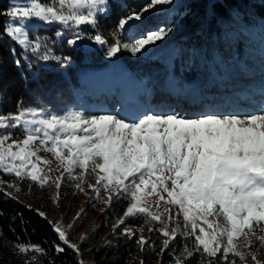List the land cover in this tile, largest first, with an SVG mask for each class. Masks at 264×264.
<instances>
[{
    "label": "snow or ice",
    "instance_id": "obj_1",
    "mask_svg": "<svg viewBox=\"0 0 264 264\" xmlns=\"http://www.w3.org/2000/svg\"><path fill=\"white\" fill-rule=\"evenodd\" d=\"M174 2L150 0L140 9L132 8L105 36L99 24L110 16L114 4L127 8L123 0H11L8 7L0 8V17L7 18L0 23V39L7 37L21 49V58L13 62L27 71L33 68L29 54L63 68L74 59L55 54L47 41L33 36L39 24H59L54 35L71 49L87 39L106 47L109 58L125 50L136 55L174 29L158 26L133 39L139 30L130 22L141 21L156 6ZM204 2H211L215 11L220 0ZM85 28L96 32L86 36ZM126 38L132 42H124ZM22 60L28 61L26 65ZM17 135L23 138H14ZM40 151L52 158L38 155ZM76 169L80 172L73 175ZM0 174V194L18 204L21 201L13 192L22 193L20 185L25 183L29 190L54 185L57 191L49 198L59 204L65 187L79 195L87 184L93 194L90 200L106 197L102 213L125 201L112 231L134 242L141 252L155 250L153 236L162 237L157 264H165L163 257L169 252L172 264H264V252L251 250L252 237L264 246V106L227 114L189 116L180 109H149L121 115L88 114L76 108L51 112L18 100L15 112L0 114ZM93 177L95 183L89 184ZM42 208L23 205L51 228L52 253L40 244L17 239L11 247L26 257L23 264H41L40 258L55 264V259L47 258L67 250L83 256L82 244L70 239L73 223L49 220ZM85 211L81 209L73 220L79 221ZM129 218H143V223L130 225ZM144 231L152 235L145 236ZM87 239L85 232L80 240ZM103 247H113L112 242L105 241ZM29 252L36 255L28 256Z\"/></svg>",
    "mask_w": 264,
    "mask_h": 264
},
{
    "label": "trees",
    "instance_id": "obj_2",
    "mask_svg": "<svg viewBox=\"0 0 264 264\" xmlns=\"http://www.w3.org/2000/svg\"><path fill=\"white\" fill-rule=\"evenodd\" d=\"M198 1L201 4L204 3V0ZM236 1L220 0L215 11H213L212 3L209 2L207 47L213 61L209 63L203 61L196 65L199 70L196 68L186 70L183 64L188 48L195 45L198 38L197 32L182 33L176 37L172 46L170 64L171 76L175 81L181 82L186 79L199 81L206 74L208 66L216 67L215 62L218 60L229 67L238 68L237 48H241L247 58L264 54V4L261 0H242L246 3V6L242 7ZM123 2L127 8L114 4L110 16L101 20L99 31L105 36H108V32L114 28L122 15H126L132 8L140 9L148 0H123ZM8 6L9 0H0V8ZM190 6H193L192 3L188 4V7ZM6 19V17H0V23ZM60 28L59 24H39L32 35L47 41L55 54L73 56V62L67 68L58 66L54 61H38L30 54L29 59L33 65L31 71L23 67L18 68L13 61L21 58V49L7 37L0 39V114L15 112L18 100L25 106H40L51 112L66 108L90 109L94 103L85 94V88H93L105 82L108 76L106 65L109 61L120 63L126 75L139 79H143L156 63L155 58L146 54L152 46L136 55L131 54L130 51H121L112 58L105 55L106 47L96 45L87 39L78 44L75 49H71L66 43L62 44L60 38L55 37L54 33ZM233 28L243 31L247 39L238 40V37L236 39L235 36H227ZM138 30L133 39L156 28ZM84 31L86 36L94 35L96 32L90 28H85ZM109 42H112L111 37ZM124 42L131 43L132 39L126 38ZM12 48L16 49L15 53L10 51ZM249 49L252 52H249ZM188 60L191 63L190 61L194 59L189 57ZM27 62L22 60L24 65ZM16 137L21 138L22 135ZM4 178L11 179V177ZM20 186L23 188L22 193L13 192V195L18 196L21 201L19 204L0 194V264H23L26 257L18 256L11 247L17 239L40 244L47 248L49 253H52L51 246L55 242L54 234L48 224L35 213L23 209L25 204H31L33 207L43 206L42 210L47 211L49 220H57L49 213L50 195L45 189L34 187L29 190L26 183ZM104 207L105 205L99 209L94 208L89 215L90 219L83 225V232L76 242L82 244V250L85 253L83 256L67 250L63 255L52 254L47 259H55V264H75L77 260H83V264H137L140 260H145V264H157L156 253L159 251V244L163 238L157 239L153 236L156 249L141 252L134 242L121 239L118 233L111 229V225L116 222L126 207V202L123 200L115 202L111 208L102 213L101 209ZM70 222L74 225L70 230L72 240L77 236L80 223L75 225L73 219ZM141 223L143 218L128 219L130 225ZM133 230L135 231V228ZM85 232L88 234V239L81 242L80 237ZM142 234L152 235L147 231ZM105 241H111L113 247L104 248ZM179 243L177 241V246ZM32 255L36 253H28V256ZM171 255V252L164 255L165 264H172ZM40 259L41 264H47L45 258Z\"/></svg>",
    "mask_w": 264,
    "mask_h": 264
},
{
    "label": "rangeland",
    "instance_id": "obj_3",
    "mask_svg": "<svg viewBox=\"0 0 264 264\" xmlns=\"http://www.w3.org/2000/svg\"><path fill=\"white\" fill-rule=\"evenodd\" d=\"M198 0H175V2L171 6H156L154 9L148 10L141 21H132L130 22L132 25H135L137 29L144 30L145 28H156L159 27H173V31L166 36L163 40L156 42L151 49L146 53L150 57L155 58V65L152 67L151 71L148 73L150 74V79L152 76H157L160 78L158 81H164L169 82L168 76L170 74V64H171V54H172V46L173 43L176 40V37L179 34L182 33H189V32H197L198 38L196 39L195 45L188 48L187 54L184 55V66L186 70H192V69H198V64L202 63L203 61L212 62V56L209 53L207 45L209 44L208 38V24L207 20L209 18V3H200ZM11 0H9V3ZM150 0H148L147 3H149ZM147 3H145L143 6H145ZM192 3L193 6L188 7V4ZM196 3V4H195ZM237 4L244 7L246 6L245 1L237 0ZM202 5V6H201ZM142 6V7H143ZM141 7V8H142ZM232 32L227 33V36H235L236 39L242 40L247 39V35L236 28H233L231 30ZM238 37V38H237ZM249 52H252L251 49L248 50ZM236 60L240 64H242L244 67V71H251L247 69V67L250 65V63L254 62L256 58H259L262 63H264V54H261L259 57L253 58L252 56L250 58L245 57L244 53L241 51V48H237L236 50ZM249 55V54H248ZM186 57V58H185ZM192 57L194 60L190 61L189 63L188 58ZM252 58V59H251ZM196 63V64H192ZM216 67H210L208 66L206 70V74L203 76L201 80L198 81V79H195L198 81V84H200V87L203 89L204 92L201 94V98H205V94H208V90L213 86L210 79L216 74L221 73V69H227L229 72H233L238 74H242L238 71H230L227 65H225L222 61H216ZM225 65V66H224ZM254 65V64H253ZM108 68L109 76H108V82L106 84L107 86H110V101H104L100 100L98 93L95 91L98 89L100 84H97L95 88H85L87 91L88 89H92V95H93V103H94V109L90 112H87L88 114H95V113H108V112H116L117 108L119 107L120 101H122L123 97H126V94L128 92L131 93L134 90V87L137 90H140V93H137V97L141 98L140 104L138 105V109H140V112H146L149 109H151L153 112H159L161 110H169L174 109L175 104H165L167 107L163 108L162 102L165 100L164 97L159 96L156 97L152 93L153 88V81L149 78L144 83L140 84L136 81V84L131 87V90L129 89V83L127 82V79L124 77V68L122 65L118 62L109 61L106 65ZM250 68V67H249ZM264 68V65H263ZM111 69H113V72H111ZM199 70V69H198ZM228 72V73H229ZM227 73V72H226ZM113 74V75H112ZM152 75V76H151ZM236 75V76H237ZM111 76L113 77V80H111ZM259 78L256 80L258 81L257 85L259 87L264 88V70L262 74L256 75ZM238 77V76H237ZM132 79V78H131ZM185 81V82H184ZM180 86H183L184 83L193 85L194 81L193 79L190 81L184 80ZM195 81V83H197ZM193 83V84H192ZM132 86V85H131ZM148 87L150 89H148ZM175 88V87H174ZM212 90V89H211ZM106 92V89H105ZM106 93H103V96H105ZM117 95H120V100L118 99ZM88 96V93H87ZM199 96V95H198ZM247 96V95H243ZM156 97V98H155ZM243 98V97H242ZM200 99V98H199ZM246 98L244 97L243 100ZM160 101V102H158ZM250 101V99H249ZM118 102V103H117ZM134 100H129L128 104H125L122 106V109L118 112H120L121 115L126 114H132V107L135 103H133ZM142 102V103H141ZM158 102V103H157ZM144 104V106H143ZM144 107V108H143ZM224 108V107H223ZM243 108L248 109V106H243ZM182 111H185L184 109ZM224 111V110H223ZM138 113V114H139ZM200 112H187L189 116H195L199 114ZM227 113V112H225ZM79 134V133H78ZM14 138H18L14 136ZM21 138L18 139H22ZM38 155H41L45 158L51 159V155L46 151H40ZM53 167H56L55 162H53ZM80 172L79 169H76L73 172V175H78ZM55 175H59V171L55 172ZM75 183V181H73ZM88 183H95V178H91L88 180ZM84 193H80L79 195H74L75 189L65 187L63 189L65 195L63 197V203H54L51 199L49 202V213L55 217L57 220H61L63 224H68L70 221L75 217L76 213L80 212L81 209H85V213L83 217L79 221H75V225L80 223V228L78 230L77 236L72 238V242L76 243L78 241L79 236L83 232V225L90 219V216L93 209L97 208L99 209L101 206H104V201L106 200V197L101 196L100 201L90 200L89 197L93 194L88 189L87 184L84 185ZM45 191L48 193V195L54 194L57 190L55 186L53 185L51 189L45 188ZM94 205V206H91ZM68 217V218H67ZM179 219L182 221V216L179 217ZM251 250L252 251H261L264 252V246L261 245V242L256 239L255 237H252V243H251Z\"/></svg>",
    "mask_w": 264,
    "mask_h": 264
},
{
    "label": "bare ground",
    "instance_id": "obj_4",
    "mask_svg": "<svg viewBox=\"0 0 264 264\" xmlns=\"http://www.w3.org/2000/svg\"><path fill=\"white\" fill-rule=\"evenodd\" d=\"M253 64H255V62H252ZM249 69H252V67H250ZM259 72V71H258ZM257 73V72H256ZM226 74V76H225V78H227V81H226V83L229 85V86H233L235 83H234V79H231V78H238V79H241V77H243V75L241 74H236V73H225ZM228 75V76H227ZM238 77H237V76ZM257 75V74H256ZM255 75V77H257ZM254 76V75H253ZM153 77H156V76H154L153 75ZM259 77H257L255 80H253V85H256L257 86V83H258V81H256L257 79H258ZM156 79V78H155ZM214 80V79H213ZM216 85H217V83L216 82H214L213 81V86L210 88V90L211 91H213V90H215L216 88ZM264 90V89H263ZM238 92H239V96L241 95V94H243V93H241V91H239V90H237ZM170 93H172V92H168L167 94H170ZM163 94H165V91L163 90V89H160V91H159V94H157L156 95V97H159V96H161V95H163ZM191 96H193L194 98H192L193 100H191L193 103H195V102H197V101H200V99H199V97L197 98H195V96H194V94L196 95V93H195V91H192L191 93ZM205 95H207V94H205ZM255 96H256V94H254ZM252 96V98L253 97H255V96ZM262 96H264V91H262V94H261ZM155 97V98H156ZM169 97H172V95H169ZM140 97H132V96H130V99H133L134 100V102L133 103H135V105L134 106H131L133 109H132V111H135L137 108H139L138 107V105L140 104V101H141V99H139ZM239 98V97H238ZM237 98V99H238ZM264 98V97H263ZM136 99V100H135ZM140 100V101H139ZM195 100V101H194ZM142 103V102H141ZM240 103V102H239ZM143 106H144V104H143ZM144 108V107H143ZM252 108L251 107H249L248 109H246V108H243V106L242 105H240V104H237V105H234L232 108H228V109H216V110H214V111H212V113H220V112H242V111H250ZM224 110V111H223ZM226 113V114H227Z\"/></svg>",
    "mask_w": 264,
    "mask_h": 264
}]
</instances>
